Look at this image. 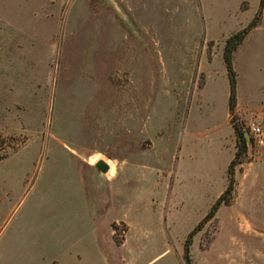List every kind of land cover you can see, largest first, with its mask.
<instances>
[{"label": "rangeland", "instance_id": "obj_1", "mask_svg": "<svg viewBox=\"0 0 264 264\" xmlns=\"http://www.w3.org/2000/svg\"><path fill=\"white\" fill-rule=\"evenodd\" d=\"M260 3L0 0V264H186L200 222L205 242L264 230L237 179L203 220L229 184L233 124L264 128V8L234 54V116L223 58ZM263 156L248 143L235 172Z\"/></svg>", "mask_w": 264, "mask_h": 264}, {"label": "crops", "instance_id": "obj_2", "mask_svg": "<svg viewBox=\"0 0 264 264\" xmlns=\"http://www.w3.org/2000/svg\"><path fill=\"white\" fill-rule=\"evenodd\" d=\"M241 46L242 44L239 46L237 51L240 49ZM237 51L235 52V55ZM235 57L236 56H234V59ZM213 62L214 60L208 63L209 65H212ZM229 97H230V88H229ZM229 97H228V102H229ZM238 102L240 103L239 98H238ZM228 107H229V103H228ZM235 152L232 153V156L230 157L228 162V166L224 170L226 176V185L224 189L227 186L228 167L230 162L234 158ZM245 178L247 181H249L250 184V186L246 190H244V188L242 189L243 185L245 184ZM235 179H237L239 184H238V190L235 191L234 200H264V165L263 164H259L251 168L249 171H247V176L243 175L240 177L238 175V172L237 173L235 172ZM237 191L238 193L236 195ZM66 228H67V232H70L69 229H71L72 232L74 231L73 227L66 226ZM132 228L129 229V233ZM129 233L127 234V238L129 236ZM220 234H221V228H219L215 232L214 234L215 236L208 242L203 241V237H202L203 230L195 234L193 238V242L191 244V264H222V262L224 264H264V259L262 258V256L256 253L257 248H263L264 246V243L262 241V238L264 236V230H259L256 228H233L232 230L227 232L229 239L228 242L226 243H222L220 241ZM127 238L124 240L123 244L121 245L126 244ZM79 258H80L79 254H77V256L76 255L69 256L65 258V263L77 264V260ZM86 260L89 262L88 259Z\"/></svg>", "mask_w": 264, "mask_h": 264}, {"label": "trees", "instance_id": "obj_3", "mask_svg": "<svg viewBox=\"0 0 264 264\" xmlns=\"http://www.w3.org/2000/svg\"><path fill=\"white\" fill-rule=\"evenodd\" d=\"M264 8V0H261L260 9L258 10L255 18L243 29L233 33L226 41L224 48V59L228 71L229 81H230V97H229V113L234 116L236 113V108L238 105V95H237V72L234 68V54L237 51L240 44L244 41L246 36L255 27L260 24L262 18V10ZM233 123V121H232ZM234 131L237 136V151L234 155L233 160L230 162L228 167V180L229 184L225 191L219 196L216 202L212 205L211 209L204 217L203 220L212 219L222 204H227L229 201L226 200L227 195L231 194L235 189L236 179H235V169L236 166L241 162L242 156L244 155L247 144L249 143V138L242 132L241 128L234 125ZM201 222L189 233L185 242V259L186 264H191L190 249L193 241V236L200 230ZM116 225H113L114 230H116Z\"/></svg>", "mask_w": 264, "mask_h": 264}, {"label": "built area", "instance_id": "obj_4", "mask_svg": "<svg viewBox=\"0 0 264 264\" xmlns=\"http://www.w3.org/2000/svg\"><path fill=\"white\" fill-rule=\"evenodd\" d=\"M249 134V143L254 142L260 146H264V128L256 123L251 124Z\"/></svg>", "mask_w": 264, "mask_h": 264}, {"label": "water", "instance_id": "obj_5", "mask_svg": "<svg viewBox=\"0 0 264 264\" xmlns=\"http://www.w3.org/2000/svg\"><path fill=\"white\" fill-rule=\"evenodd\" d=\"M246 136L249 138V134L246 133ZM95 167L99 173H107L110 169V166L107 162L104 160H99L96 164Z\"/></svg>", "mask_w": 264, "mask_h": 264}]
</instances>
